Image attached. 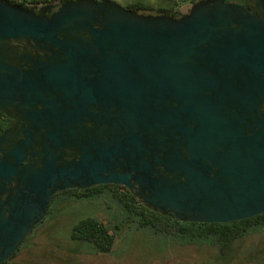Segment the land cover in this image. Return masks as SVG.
<instances>
[{"label": "water", "instance_id": "water-1", "mask_svg": "<svg viewBox=\"0 0 264 264\" xmlns=\"http://www.w3.org/2000/svg\"><path fill=\"white\" fill-rule=\"evenodd\" d=\"M54 5L0 0V263L71 188L196 223L264 213V0Z\"/></svg>", "mask_w": 264, "mask_h": 264}, {"label": "rangeland", "instance_id": "rangeland-1", "mask_svg": "<svg viewBox=\"0 0 264 264\" xmlns=\"http://www.w3.org/2000/svg\"><path fill=\"white\" fill-rule=\"evenodd\" d=\"M17 1L35 4L33 0ZM112 1L122 7L142 4L152 14L158 8L184 14L192 4L190 0ZM49 208V214L33 227L21 244L23 250L6 259L5 264H264V227L235 239L222 250L208 244L180 245L171 237L155 236L138 229L135 223L123 217L106 194L78 201L58 195ZM86 216L95 217L116 230L115 241L108 253H94L86 244L80 245L70 239L72 225Z\"/></svg>", "mask_w": 264, "mask_h": 264}, {"label": "trees", "instance_id": "trees-1", "mask_svg": "<svg viewBox=\"0 0 264 264\" xmlns=\"http://www.w3.org/2000/svg\"><path fill=\"white\" fill-rule=\"evenodd\" d=\"M4 1L12 4L25 5L24 2L17 0ZM53 1L55 0H33V3L51 4ZM190 1L193 3L196 0ZM126 8L135 9L141 13H149L147 12L149 8L142 4H131L126 6ZM161 13H169L174 17L182 15L176 11L161 8H158L154 14ZM10 122L11 119L0 112V133L8 127ZM104 194L108 195L117 205L123 217L135 223L138 229L145 230L155 236H163L164 238L171 237L180 245L208 244L215 245L223 250L227 249L235 239L243 237L252 230L264 227V213L225 223H196L177 220L171 213L163 214L150 210L132 190L117 184H98L83 189L71 188L59 191L49 198L45 214L39 223L49 214L50 204L58 195L66 196L69 200L78 201L92 200ZM32 231L25 236L22 243L27 240L28 235ZM115 235L116 230L114 228L108 227L95 217L89 216L79 219L72 225L69 232L71 240L80 245L86 244L92 252L102 254H106L111 250L115 241ZM21 244L7 260L13 258L19 251L23 250L21 249ZM24 252L28 254L27 251L24 250ZM7 260L0 264H5Z\"/></svg>", "mask_w": 264, "mask_h": 264}, {"label": "flooded vegetation", "instance_id": "flooded-vegetation-1", "mask_svg": "<svg viewBox=\"0 0 264 264\" xmlns=\"http://www.w3.org/2000/svg\"><path fill=\"white\" fill-rule=\"evenodd\" d=\"M55 1H56L57 3L52 7V10H54V9L56 8V5H57L58 2H59V1H57V0H55ZM55 1H54V2H55ZM225 1H226V2H230V3L240 4V5L244 4V2H245V0H225ZM32 5L34 6V5H37V4H32ZM22 45H24V43H21V46H22ZM20 49H21V48H20ZM11 122H12V120H11ZM11 122L9 123V125L11 124ZM9 125H8V126H9ZM132 191L136 194V190L132 189ZM42 218H43V217H42ZM24 239H25V238H24ZM24 239H23V240H24ZM23 240H22V241H23ZM21 243H22V242H21ZM19 246H20V245H19Z\"/></svg>", "mask_w": 264, "mask_h": 264}, {"label": "built area", "instance_id": "built-area-1", "mask_svg": "<svg viewBox=\"0 0 264 264\" xmlns=\"http://www.w3.org/2000/svg\"><path fill=\"white\" fill-rule=\"evenodd\" d=\"M57 1H61V0H57ZM53 3H55V4H56L57 2H56V1L54 2V1H53ZM58 3H59V2H58ZM31 5H32V4H31Z\"/></svg>", "mask_w": 264, "mask_h": 264}]
</instances>
